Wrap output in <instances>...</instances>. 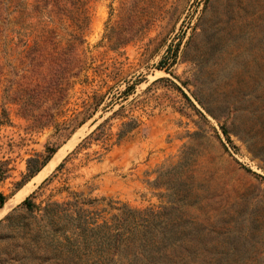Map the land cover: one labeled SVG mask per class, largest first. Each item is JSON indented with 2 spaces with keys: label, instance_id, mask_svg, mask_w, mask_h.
I'll return each instance as SVG.
<instances>
[{
  "label": "rangeland",
  "instance_id": "1",
  "mask_svg": "<svg viewBox=\"0 0 264 264\" xmlns=\"http://www.w3.org/2000/svg\"><path fill=\"white\" fill-rule=\"evenodd\" d=\"M19 190L0 220L79 191L158 212V262L264 264V0H0V208Z\"/></svg>",
  "mask_w": 264,
  "mask_h": 264
},
{
  "label": "trees",
  "instance_id": "2",
  "mask_svg": "<svg viewBox=\"0 0 264 264\" xmlns=\"http://www.w3.org/2000/svg\"><path fill=\"white\" fill-rule=\"evenodd\" d=\"M125 90L121 93L125 94ZM97 101L91 100L86 109L95 106ZM104 123H98L79 145L104 137ZM134 127L133 120L121 123L117 140ZM67 197L62 201L35 204L27 196L0 220L1 227L10 228L15 236L20 235L21 244L17 242L13 247L14 258L21 262L18 264L24 263L22 259L37 246H42L44 251L41 259L52 264H221L189 259L184 247H179L168 263L153 260L150 252H146V246L153 245L147 241L146 233L155 229L158 212L131 208L111 197H87L79 191H68ZM16 211L19 214L14 215ZM178 240L182 242L180 237ZM158 249L155 246L153 251Z\"/></svg>",
  "mask_w": 264,
  "mask_h": 264
},
{
  "label": "bare ground",
  "instance_id": "3",
  "mask_svg": "<svg viewBox=\"0 0 264 264\" xmlns=\"http://www.w3.org/2000/svg\"><path fill=\"white\" fill-rule=\"evenodd\" d=\"M80 131V130H79ZM78 133V132H77ZM76 134V133H75ZM70 138H72V137H70ZM77 139V138H76ZM73 140V139H72ZM71 142V141H70ZM72 145V144H71ZM64 151V150H63ZM61 152H62V150L61 149H58L57 150V152H55V154L53 155V157L51 158V159H49V161L47 162V164L46 165H44L42 168H41V170L35 175V176H33V178L35 179H38L39 177H41V175L47 170V169H49L54 163H55V161L59 158L60 159V155L62 156L63 155V153L61 154ZM45 174V173H44ZM32 178V179H33ZM31 182V181H30ZM29 183V182H28ZM30 184V183H29ZM26 187V189H28L27 188V186H25ZM23 188V187H22ZM21 188V189H22ZM24 189V188H23ZM18 192H20V193H17V194H15L16 196L14 197V198H11V199H9V200H7V201H5L4 202V204H3V206H2V208H0V214L1 213H4L9 207L11 208V206H12V204H14V202L15 201H17L18 199H20L21 197H22V195L24 194V190L23 191H18ZM22 199V198H21ZM16 203V202H15Z\"/></svg>",
  "mask_w": 264,
  "mask_h": 264
}]
</instances>
